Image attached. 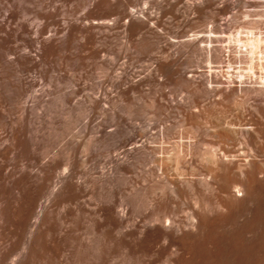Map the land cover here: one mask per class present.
I'll return each instance as SVG.
<instances>
[{
  "label": "bare ground",
  "instance_id": "6f19581e",
  "mask_svg": "<svg viewBox=\"0 0 264 264\" xmlns=\"http://www.w3.org/2000/svg\"><path fill=\"white\" fill-rule=\"evenodd\" d=\"M234 2L0 0V264H264V13Z\"/></svg>",
  "mask_w": 264,
  "mask_h": 264
},
{
  "label": "rangeland",
  "instance_id": "374dc122",
  "mask_svg": "<svg viewBox=\"0 0 264 264\" xmlns=\"http://www.w3.org/2000/svg\"><path fill=\"white\" fill-rule=\"evenodd\" d=\"M235 0H230V2H234ZM251 3H253L254 1L256 2V4H261V5H258L257 7H254V6H252L254 9H251V10H256V11H260V12H263L264 13V0H249ZM254 2V3H255ZM235 3V2H234ZM261 6V7H260ZM250 7H251V4H250ZM251 7V8H252ZM256 8V9H255ZM245 9H247V10H250V8H248V7H246ZM236 10L237 9H234L233 10V12H236ZM257 19H260L259 17H256ZM224 22V21H223ZM205 26H207V29H208V27L209 26H211V24L209 23L208 24V22L207 23H205ZM205 26H203V27H205ZM216 45H219V44H216ZM24 53V52H23ZM31 56H33V55H36V52H32L31 54H30ZM82 56H84L83 55V53H82ZM33 57H36V56H33ZM62 57L63 56H56V59H55V57L53 58V60H52V58H51V62H49V64L50 65H48V66H50V67H48V66H44L43 67V64L42 65H40L39 66V69H40V71H42L43 73H46V75L50 78L55 72H54V70H59V69H62L63 68V70L65 69V71H70V73L72 74H74V73H77L80 69H78V71H75L76 70V68L74 67V66H72L71 64H69V62H67V60L65 61V60H62ZM65 59V58H64ZM112 59V56H108V60H111ZM63 61V62H62ZM121 61V64H122V62L124 61V60H120ZM65 62V63H64ZM83 62V61H82ZM143 63H145V61H142ZM58 63V64H57ZM61 63H62V65H61ZM118 63H119V60H118ZM124 63V62H123ZM143 63L141 64V62H140V64L141 65H139V63L137 64V68H135V70H137V71H135V75L137 76V74H139V75H141V71H143L144 69H141V68H145V70H147L146 68H149V67H146V65H148L149 63L147 62V64L145 63V65L143 66ZM83 64V63H82ZM120 64V65H121ZM60 65V66H59ZM119 65V64H118ZM83 66H85V65H83ZM149 66V65H148ZM46 67H47V69L48 68H50V69H48V71L46 70ZM59 68V69H58ZM105 68V67H104ZM83 69V70H82ZM81 70L82 71H84L82 74H79V73H77V74H79V75H82L81 77L79 76V75H77V76H79L80 78H81V92H80V95H82V97L83 98H85L88 94H92V93H94L96 90H97V88L99 87V84H100V82H101V80H102V77H97L96 78V76H94V73H93V75H92V72H93V69L94 68H92V72H91V74H89L90 72H86L85 70H84V68H82ZM108 68H106L105 70H107ZM80 70V71H81ZM138 70H139V72L140 73H137L138 72ZM199 70H202V69H199ZM53 71V72H52ZM64 71V72H65ZM75 71V72H74ZM81 71V72H82ZM108 71V70H107ZM203 71V70H202ZM214 73H217V72H219L220 73V69H213L212 70ZM80 72V73H81ZM87 73V75H85L86 73ZM68 73V72H67ZM69 73V74H70ZM33 75V77H31L32 79H34V75L35 74H32ZM31 75V76H32ZM75 75V74H74ZM88 75H90V76H88ZM114 75V74H113ZM138 75V76H139ZM87 76H88V78H87ZM92 76V77H91ZM95 78H94V77ZM137 76V77H138ZM92 79H91V78ZM30 78V79H31ZM85 79H87V80H85ZM84 80V81H83ZM40 87H38V89H39ZM149 89V88H145L144 90L145 91H143V93L144 92H146V93H144V98L146 99V100H148L147 102L149 103H151V101L153 100V99H150V98H153V96H152V92L151 91H147V90ZM107 92H109V93H111V91H107ZM151 92V93H150ZM151 94V95H150ZM113 95V94H112ZM152 96V97H151ZM147 97V98H146ZM81 121V120H80ZM109 130H111V128H108ZM181 215H183V214H181Z\"/></svg>",
  "mask_w": 264,
  "mask_h": 264
}]
</instances>
